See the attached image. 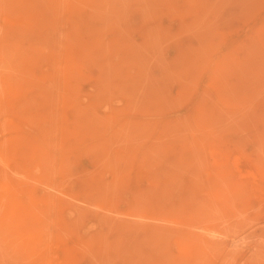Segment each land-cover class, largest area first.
I'll use <instances>...</instances> for the list:
<instances>
[{
	"label": "rangeland",
	"instance_id": "1",
	"mask_svg": "<svg viewBox=\"0 0 264 264\" xmlns=\"http://www.w3.org/2000/svg\"><path fill=\"white\" fill-rule=\"evenodd\" d=\"M5 182L0 264H264V0H0Z\"/></svg>",
	"mask_w": 264,
	"mask_h": 264
},
{
	"label": "bare ground",
	"instance_id": "2",
	"mask_svg": "<svg viewBox=\"0 0 264 264\" xmlns=\"http://www.w3.org/2000/svg\"><path fill=\"white\" fill-rule=\"evenodd\" d=\"M12 2V1H11ZM207 16V15H206ZM60 29V28H59ZM65 46V45H64ZM3 62V61H2ZM2 159V158H1ZM6 159H4L3 161H5ZM9 163V162H8ZM5 165H9V164H5ZM248 175V174H247ZM49 189V188H48ZM16 189L14 188V186L10 183H1L0 184V210L2 211L3 209V218L4 220H8L10 222L11 225L18 227V224L16 222V224L14 223V220L19 218V210H18V204L19 202L16 200ZM99 208V207H98ZM100 209V208H99ZM98 209V210H99ZM1 213V212H0ZM1 215V214H0ZM3 220V221H4ZM17 221V220H16ZM55 236V235H54ZM24 239V238H23ZM32 240V239H31ZM261 241V240H260ZM22 242V240H21ZM20 243V241H19ZM25 243V242H23ZM2 245V244H1ZM58 247V246H57ZM37 249V248H36ZM35 249V251H37ZM57 249V248H56ZM39 252H41V250H39ZM52 252V251H51ZM3 253V252H2ZM33 253V252H32ZM31 253V254H32ZM36 253V252H34ZM45 254V253H44ZM7 255V254H6ZM35 255V254H34ZM42 256V255H41ZM3 257V256H2ZM53 257L52 254L50 255V258ZM44 258V257H43ZM42 258V259H43ZM49 258V256H48ZM41 259V258H40ZM52 261V260H51ZM58 261V260H57Z\"/></svg>",
	"mask_w": 264,
	"mask_h": 264
}]
</instances>
